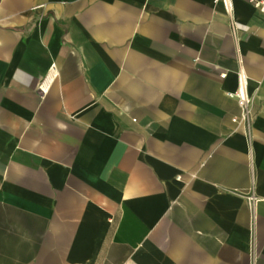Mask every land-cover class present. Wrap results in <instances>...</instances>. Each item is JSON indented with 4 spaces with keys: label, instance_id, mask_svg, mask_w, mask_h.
Wrapping results in <instances>:
<instances>
[{
    "label": "crops",
    "instance_id": "1",
    "mask_svg": "<svg viewBox=\"0 0 264 264\" xmlns=\"http://www.w3.org/2000/svg\"><path fill=\"white\" fill-rule=\"evenodd\" d=\"M255 1L0 0V264H264Z\"/></svg>",
    "mask_w": 264,
    "mask_h": 264
},
{
    "label": "built area",
    "instance_id": "2",
    "mask_svg": "<svg viewBox=\"0 0 264 264\" xmlns=\"http://www.w3.org/2000/svg\"><path fill=\"white\" fill-rule=\"evenodd\" d=\"M215 1L221 2L226 12L230 13L232 11V0H215ZM252 2L255 6H259L261 9L263 8L262 1L252 0ZM230 28L232 31L234 30L233 22H230ZM55 70H56L55 65L54 63H52L49 67V71L47 75L41 81V85H40L41 87L44 88L47 85V83H49L51 77L55 75L56 72ZM224 75L225 73L220 74L221 77H224ZM228 96L236 98L238 107L240 109V115L245 118V116L248 113L249 96L246 91V81L244 76H240L238 89L234 92H228ZM233 120L235 119L233 118Z\"/></svg>",
    "mask_w": 264,
    "mask_h": 264
}]
</instances>
